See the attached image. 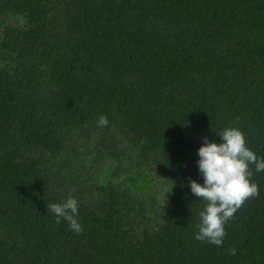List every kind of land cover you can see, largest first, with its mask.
<instances>
[{"label": "trees", "instance_id": "1", "mask_svg": "<svg viewBox=\"0 0 264 264\" xmlns=\"http://www.w3.org/2000/svg\"><path fill=\"white\" fill-rule=\"evenodd\" d=\"M226 127L264 158V0H0V264H264L254 165L223 245L194 238Z\"/></svg>", "mask_w": 264, "mask_h": 264}, {"label": "clouds", "instance_id": "2", "mask_svg": "<svg viewBox=\"0 0 264 264\" xmlns=\"http://www.w3.org/2000/svg\"><path fill=\"white\" fill-rule=\"evenodd\" d=\"M97 123L106 127L109 121L105 115H101ZM218 135L220 143L204 137V143L198 149L197 165L203 184L196 180H189V183L195 197L204 201L194 238L221 247L227 234L225 225L247 200L259 195L258 185L251 180V166H255L256 172L264 171V158H258L247 147L246 136L240 128L226 127ZM46 207L48 212L54 214L57 223L63 219L72 231H83L76 218L78 201L75 198L69 197L62 203H50ZM227 251L229 255L236 254L235 247Z\"/></svg>", "mask_w": 264, "mask_h": 264}]
</instances>
